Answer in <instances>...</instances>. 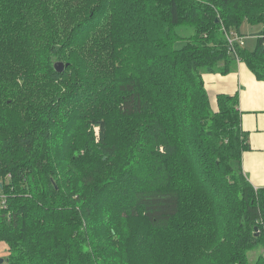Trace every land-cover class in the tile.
<instances>
[{"label":"trees","instance_id":"obj_1","mask_svg":"<svg viewBox=\"0 0 264 264\" xmlns=\"http://www.w3.org/2000/svg\"><path fill=\"white\" fill-rule=\"evenodd\" d=\"M263 21L264 0H0L3 264H264L239 97L204 83L264 81V29L229 40Z\"/></svg>","mask_w":264,"mask_h":264},{"label":"crops","instance_id":"obj_2","mask_svg":"<svg viewBox=\"0 0 264 264\" xmlns=\"http://www.w3.org/2000/svg\"><path fill=\"white\" fill-rule=\"evenodd\" d=\"M227 74L205 73L204 83L212 104L218 94L239 97L242 124L249 132L250 148L243 154V170L251 183L264 187V81L258 80L244 62Z\"/></svg>","mask_w":264,"mask_h":264},{"label":"rangeland","instance_id":"obj_3","mask_svg":"<svg viewBox=\"0 0 264 264\" xmlns=\"http://www.w3.org/2000/svg\"><path fill=\"white\" fill-rule=\"evenodd\" d=\"M263 29H264V21L254 25H251L248 22H244L242 25V31L245 34V36L243 37L244 39L243 47L249 50L255 49L258 42V39L255 34H257V32ZM180 45H182V43L177 44V46ZM234 66L235 67L233 68L232 71L237 70L236 65ZM1 204H2V199L0 198V206ZM261 253H263V250L261 248L249 251L248 252L249 263L254 264ZM1 258L4 260H7L9 258V246L8 243L4 240H0V259Z\"/></svg>","mask_w":264,"mask_h":264},{"label":"water","instance_id":"obj_4","mask_svg":"<svg viewBox=\"0 0 264 264\" xmlns=\"http://www.w3.org/2000/svg\"><path fill=\"white\" fill-rule=\"evenodd\" d=\"M55 68H56L57 71L62 73L65 70V63H63L62 61L61 62L58 61V62L55 63ZM4 261L5 260L1 258L0 259V264H3Z\"/></svg>","mask_w":264,"mask_h":264},{"label":"built area","instance_id":"obj_5","mask_svg":"<svg viewBox=\"0 0 264 264\" xmlns=\"http://www.w3.org/2000/svg\"><path fill=\"white\" fill-rule=\"evenodd\" d=\"M229 40H230L231 45H233V43H234L235 41H237V40H239V41L241 42V44H244L243 39H242V38H239V37L230 38Z\"/></svg>","mask_w":264,"mask_h":264}]
</instances>
